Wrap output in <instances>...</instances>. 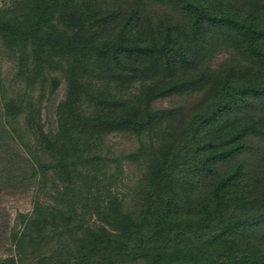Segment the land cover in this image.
Instances as JSON below:
<instances>
[{
	"label": "trees",
	"instance_id": "obj_1",
	"mask_svg": "<svg viewBox=\"0 0 264 264\" xmlns=\"http://www.w3.org/2000/svg\"><path fill=\"white\" fill-rule=\"evenodd\" d=\"M146 1L181 19L155 20L140 4L123 15L111 0L0 6L18 78L47 75L50 95L65 87L54 131L32 100L2 102V128L22 120L42 158L41 194L0 264H264V153L259 170L248 163L259 153L251 139L264 141V74L216 76L193 51L221 34L264 69V3ZM185 97L192 109L155 105ZM111 135L134 136L136 147L117 149ZM0 157V187L15 191L17 162Z\"/></svg>",
	"mask_w": 264,
	"mask_h": 264
},
{
	"label": "rangeland",
	"instance_id": "obj_2",
	"mask_svg": "<svg viewBox=\"0 0 264 264\" xmlns=\"http://www.w3.org/2000/svg\"><path fill=\"white\" fill-rule=\"evenodd\" d=\"M12 0H0V6L11 3ZM106 1V0H105ZM240 1L243 5H256L257 0H233ZM114 7L120 11L123 15L128 13L132 5L140 4L146 6L148 11L154 16L155 20L159 19L166 14L172 15L176 20H180V15L175 10L170 11L167 6H161L156 3H150L146 0H111ZM221 5L225 8L230 7V0H219ZM260 5L264 3V0H259ZM259 5V4H258ZM172 9V8H171ZM169 10V11H168ZM168 11V12H167ZM167 12V13H166ZM205 43L193 48L194 55L197 60L201 61V66L212 70L215 75H219L226 70L235 69L237 72H253L263 75L264 69H257L255 64L249 59L243 57L236 45V41L223 36L221 34L210 33L205 38ZM23 63L19 55H16L6 49L0 41V110L4 112L3 100L9 97H15L18 99L25 98L26 103L32 100L36 103L33 107H41L43 117L42 120L45 125V132L56 129L55 110L58 104L63 100L65 95L64 84L54 92V94H48L49 84L47 82V75L31 79L20 80L19 70L17 66ZM168 78L163 76L157 78L155 81H164ZM139 86L134 85L128 88V91H135ZM202 97V96H201ZM189 98H175L163 100L155 103L158 108H166L175 103L184 104L187 108H193L194 101H187ZM24 100V99H22ZM28 104H25L27 107ZM23 119V118H22ZM5 121V120H4ZM6 129L2 128L0 124V152H10L17 162L14 172L18 179L21 181L17 190H8L0 187V260L11 254L14 246L11 242L14 232L20 231V219L19 216L31 215L34 209L35 201L38 199L39 193H37V184L39 178L35 176V168L37 159H41V154L37 147L36 136L30 132L22 120L13 122V125L6 123ZM117 148L128 147L130 150L136 147V138L131 135L122 136H110V145ZM251 144L258 148L257 153L252 160H249L251 171L254 172L258 169L256 165L259 163L264 153V141L261 139H251ZM234 163L230 165L233 166ZM34 165V166H33ZM2 169V159L0 157V171ZM259 170V169H258ZM256 170V171H258ZM264 174V172H263ZM261 172V175H263ZM6 174L0 173V179ZM12 177V175H11ZM5 183V178L2 182ZM264 184V180H261V186ZM11 182L6 186L9 187ZM4 232V235L1 233Z\"/></svg>",
	"mask_w": 264,
	"mask_h": 264
}]
</instances>
